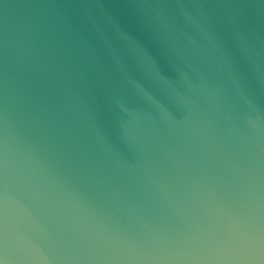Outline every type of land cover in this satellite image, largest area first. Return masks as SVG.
<instances>
[{"label":"water","instance_id":"water-1","mask_svg":"<svg viewBox=\"0 0 264 264\" xmlns=\"http://www.w3.org/2000/svg\"><path fill=\"white\" fill-rule=\"evenodd\" d=\"M0 264H264V0H0Z\"/></svg>","mask_w":264,"mask_h":264}]
</instances>
